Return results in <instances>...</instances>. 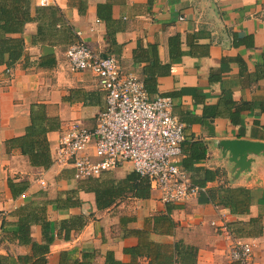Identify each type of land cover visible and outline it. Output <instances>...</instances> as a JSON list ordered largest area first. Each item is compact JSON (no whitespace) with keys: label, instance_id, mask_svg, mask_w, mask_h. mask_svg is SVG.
<instances>
[{"label":"crops","instance_id":"crops-1","mask_svg":"<svg viewBox=\"0 0 264 264\" xmlns=\"http://www.w3.org/2000/svg\"><path fill=\"white\" fill-rule=\"evenodd\" d=\"M21 1L18 7L12 0L6 5L25 14L23 33L15 36L24 41L23 54L12 67L0 65V211L6 220L16 221L17 209L26 202L55 201L86 181L77 180L71 166L55 163L56 146L67 126L78 122L93 129L107 105L90 72L74 73L68 67L67 48L80 32L94 51L115 57L125 72L141 80L151 99L170 97L173 114L185 126L178 165L205 192L171 204L174 235L154 234L152 239L166 244L183 240L197 247L198 264H229V241L212 223L258 218L257 236L249 234L254 226L247 225L242 229L249 236L237 238L255 240L257 261L264 264V0ZM52 10H59L62 20L51 38L41 40L39 20L45 23ZM37 105L59 123L46 136L51 159L46 168L32 166L9 143L24 136ZM133 172L126 164L105 175L122 180ZM10 183L28 187L15 196ZM221 187L249 190L250 213L232 215L210 202L208 190ZM77 197L79 206H47L56 236L49 264H60L63 253L74 260L84 252L94 254V264H104L107 252L128 264L132 259L124 250L139 242L131 231L150 230L151 217L167 207L154 191L148 199H119L106 210L97 209L92 192L79 191ZM72 217H83L85 225L67 238L65 230H58L61 220ZM32 237L42 243L41 226L32 227ZM0 253L17 258L32 252L31 247L3 241ZM139 264L149 261L140 259Z\"/></svg>","mask_w":264,"mask_h":264},{"label":"built area","instance_id":"built-area-1","mask_svg":"<svg viewBox=\"0 0 264 264\" xmlns=\"http://www.w3.org/2000/svg\"><path fill=\"white\" fill-rule=\"evenodd\" d=\"M66 59L72 72L93 75L107 105L93 129L78 122L67 126L56 146L57 165L71 166L75 178L82 181L129 164L150 182L164 205L185 203L205 192L178 165L186 134L184 124L173 114L170 97L151 99L141 80L125 72L115 57L94 51L80 32L67 48ZM40 184L45 186L44 181ZM6 219L7 214L0 211V223ZM212 226L229 241V264H259L255 240L235 238L226 223Z\"/></svg>","mask_w":264,"mask_h":264},{"label":"trees","instance_id":"trees-1","mask_svg":"<svg viewBox=\"0 0 264 264\" xmlns=\"http://www.w3.org/2000/svg\"><path fill=\"white\" fill-rule=\"evenodd\" d=\"M23 1L12 0L16 7ZM59 10H52V13L45 15V23L39 20V38L47 40L53 36V31L57 23L62 19L58 17ZM61 15V13H60ZM44 17V16H43ZM25 14L23 11L15 12L6 5V0H0V65L7 64L12 67L22 56L24 41L22 38L15 37L23 33L25 25ZM48 22V23H46ZM47 24V26H45ZM264 72V62L261 66ZM264 74V73H262ZM59 126L57 119L47 118L43 106L37 105L31 111V125L26 129L24 136L15 138L9 143L20 148L23 155L28 156L32 166L48 167L51 164L49 146L46 140L47 133ZM108 173V172H106ZM103 173L98 178L87 179L80 183L77 190L61 194L55 201H44L36 203L26 202L17 209L16 221H2L3 238L0 239V246L3 241L17 243L21 246L31 247V254L18 256L17 258L5 256L0 253V264H49L48 254L51 245L56 239L54 223L49 221L46 216L48 205L56 209L64 210L73 206L81 205L77 197L79 191L92 192L96 196L98 210H106L112 207L119 199L132 196L137 199H148L151 197L150 183L147 179L141 178L136 172L131 173L125 179L118 180L111 175ZM196 185V183H194ZM11 190L16 196L27 189V184L10 183ZM201 187V186H200ZM209 200L217 207H223L230 211L232 215L241 216L250 213L251 197L249 190L245 188H215L208 190ZM166 212L155 214L149 220L151 229L132 230L131 233L138 238V245L127 248L124 254L131 257L132 261L128 264H139L140 259H146L149 264H198L199 249L185 243L183 240H175L173 243H160L152 239L154 234L174 235L176 223L171 215L174 208L166 205ZM258 218H251L248 222L235 221L228 224L232 235L249 236L243 232L242 227L251 225L254 230L249 233L257 236ZM41 226L43 241L38 243L32 237V227ZM83 217L69 218L61 220L60 229L65 230L66 236L73 230L80 232L84 227ZM262 226V225H261ZM263 229V227H262ZM93 253L84 252L81 258L70 259L66 253L62 254L60 264H94ZM104 264H126L115 258L112 252L105 255Z\"/></svg>","mask_w":264,"mask_h":264},{"label":"water","instance_id":"water-1","mask_svg":"<svg viewBox=\"0 0 264 264\" xmlns=\"http://www.w3.org/2000/svg\"><path fill=\"white\" fill-rule=\"evenodd\" d=\"M248 145H251V144L248 143ZM248 145H247V146H248ZM257 147H261V146L257 145Z\"/></svg>","mask_w":264,"mask_h":264}]
</instances>
